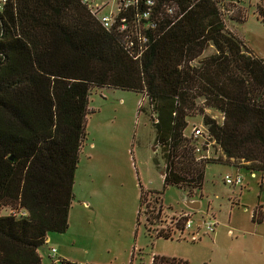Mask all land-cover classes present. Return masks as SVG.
Instances as JSON below:
<instances>
[{"label": "trees", "instance_id": "16d2710c", "mask_svg": "<svg viewBox=\"0 0 264 264\" xmlns=\"http://www.w3.org/2000/svg\"><path fill=\"white\" fill-rule=\"evenodd\" d=\"M240 1L154 0L151 25L138 27L144 41L132 30L129 10L127 28L119 31L103 27L79 0L3 1L0 206L10 211L0 214V264H41L38 248L47 233L67 228L92 87L145 98L163 186L189 196L202 187L210 162L264 170V57L225 25L227 17L243 19ZM256 11L264 20V10ZM208 46L213 51L202 55ZM196 114L219 148L215 157L195 156V138L184 130ZM138 199L137 215L150 233L146 225L159 218L161 191L140 187ZM260 217L257 205L251 220ZM184 218H172L173 229L181 233ZM154 235L171 237L167 228ZM148 264L186 260L151 254Z\"/></svg>", "mask_w": 264, "mask_h": 264}, {"label": "rangeland", "instance_id": "374dc122", "mask_svg": "<svg viewBox=\"0 0 264 264\" xmlns=\"http://www.w3.org/2000/svg\"><path fill=\"white\" fill-rule=\"evenodd\" d=\"M239 3L243 19L227 17L226 28L253 53L264 57V20L256 11L264 10V0ZM212 51L213 47L208 46L202 55ZM138 105L143 108L138 110ZM87 106L67 228L49 232L54 240L38 248L42 264L49 263L45 254L50 245L56 253L63 251L68 259L52 264H148L151 254L177 257L186 264L258 262L257 256L264 252V227L251 220V211L259 205L264 215V187L258 186L257 172L252 178L244 168L210 162L204 170L202 187L188 196L173 184L162 185L160 168L153 159L156 156L161 163L153 141L149 107L140 93L118 87H92ZM205 111L221 119L218 110L207 107ZM191 123L200 124V116L187 119L185 132ZM212 150L210 157L218 154L215 146ZM236 171L242 175L241 186L222 182L224 173ZM140 187L143 191H161L159 218L146 225L150 233L143 225L142 213L137 215ZM152 195L146 197L151 200L149 205L154 202ZM187 198L198 200L199 206L188 208ZM9 211V207L0 206V214ZM182 211L190 214L193 224L180 233L173 229L172 218ZM209 216V220H217L214 229L204 233L200 226L199 238L191 240L188 232L196 227L197 218ZM166 228L171 237L154 235L158 229ZM228 228L232 234L227 233Z\"/></svg>", "mask_w": 264, "mask_h": 264}, {"label": "built area", "instance_id": "2783aa9c", "mask_svg": "<svg viewBox=\"0 0 264 264\" xmlns=\"http://www.w3.org/2000/svg\"><path fill=\"white\" fill-rule=\"evenodd\" d=\"M4 0H0V6ZM87 10L99 21L103 27H110L114 25L119 31L127 28V18L126 13L128 10L131 11L130 20L132 30L137 33V36L140 41H144L145 35L140 33L138 27H148L151 25L150 15L152 12V6L154 0H79ZM142 4V5H140ZM227 11V10H226ZM225 11V12H226ZM231 11H227L229 14ZM142 18L138 24L139 19ZM264 64V59H263ZM187 136L195 138L193 145V150L195 152L196 158H205L212 156L211 152L212 146L214 144V139L212 136L205 130L202 123L195 124L191 123L189 125V130L186 132ZM218 152L219 148L216 146ZM216 156V154L214 155ZM213 156V157H214ZM256 172L259 174V181L264 184V170L254 171L250 170L249 175L251 177H256ZM222 182L228 185H238L242 182V175L239 172L234 173H224L222 176ZM179 216H184L182 228H191L193 220L190 217L188 212L182 211L179 213ZM209 217L201 218L200 225L203 227L204 233H207L213 229L215 220H209ZM188 236L191 240L199 238L198 224L194 229H191L188 232ZM46 242V237H45ZM49 252L51 257L55 254V248L53 246L49 247Z\"/></svg>", "mask_w": 264, "mask_h": 264}, {"label": "crops", "instance_id": "0c3cea01", "mask_svg": "<svg viewBox=\"0 0 264 264\" xmlns=\"http://www.w3.org/2000/svg\"><path fill=\"white\" fill-rule=\"evenodd\" d=\"M160 174H161V170H160ZM251 177V176H250ZM252 178H254V177H252ZM259 182V183H258ZM257 183H258V186L262 189L263 187H264V184L263 183H261L260 181H258ZM241 184H242V182H241ZM241 184H238V185H240L241 186ZM187 201H190V202H196L197 200L196 199H190V198H187L186 199ZM261 205V204H260ZM188 208H190V207H188ZM190 209H192L193 210V208H190ZM243 210L244 211H246V208L244 207L243 208ZM262 211V210H261ZM215 220V219H214ZM253 221V220H252ZM255 222H256V224H258L259 226H262V227H264V215H263V213L261 212V217H260V219L258 220V221H256V220H254ZM196 222H197V224H198V230H199V227L201 226L200 225V218H197V220H196ZM217 224V220H215V224H214V226H213V229H214V227H215V225ZM212 229V230H213ZM211 230V231H212ZM203 232H204V230H203ZM227 233L228 234H232L233 233V231H232V229L231 228H228L227 229ZM54 238H55V236L53 235V234H49V233H47V235H46V242L45 243H48V242H50L51 241V239H53L54 240ZM51 246H53V245H50L49 247H51ZM49 247L46 249V254H45V256L48 258V260H49V263L48 264H52L53 263V261H55V260H65V261H67L68 259H67V257L65 256V254L63 253V251H59V253L57 252L56 253V250H55V254H54V256L53 257H51V254H50V252H49ZM54 247V246H53ZM261 252V251H260ZM261 257H263L264 258V252H261L260 254H259V256H257V263L256 264H264V260L262 259L261 260ZM42 264V263H41Z\"/></svg>", "mask_w": 264, "mask_h": 264}, {"label": "water", "instance_id": "95a60500", "mask_svg": "<svg viewBox=\"0 0 264 264\" xmlns=\"http://www.w3.org/2000/svg\"><path fill=\"white\" fill-rule=\"evenodd\" d=\"M185 203L188 207L196 209L199 206V201L197 200L196 202H190L185 200Z\"/></svg>", "mask_w": 264, "mask_h": 264}]
</instances>
